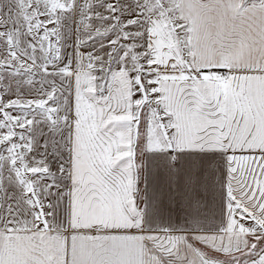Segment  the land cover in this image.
<instances>
[{
    "label": "crops",
    "instance_id": "obj_1",
    "mask_svg": "<svg viewBox=\"0 0 264 264\" xmlns=\"http://www.w3.org/2000/svg\"><path fill=\"white\" fill-rule=\"evenodd\" d=\"M9 55L0 264H264V0H0ZM168 150L216 157L194 220L153 207Z\"/></svg>",
    "mask_w": 264,
    "mask_h": 264
},
{
    "label": "snow or ice",
    "instance_id": "obj_2",
    "mask_svg": "<svg viewBox=\"0 0 264 264\" xmlns=\"http://www.w3.org/2000/svg\"><path fill=\"white\" fill-rule=\"evenodd\" d=\"M215 160V156H184L168 150L163 169L155 173L157 186L153 194V207L180 208L188 213L190 220H194ZM145 208L147 210L148 206L145 205Z\"/></svg>",
    "mask_w": 264,
    "mask_h": 264
},
{
    "label": "rangeland",
    "instance_id": "obj_3",
    "mask_svg": "<svg viewBox=\"0 0 264 264\" xmlns=\"http://www.w3.org/2000/svg\"><path fill=\"white\" fill-rule=\"evenodd\" d=\"M29 25L37 28V23ZM0 64V143L21 145L26 141L23 130L29 126L27 118L31 114L32 105H34L24 104L14 96V83L21 76L17 70L24 65V62L16 55H9L0 57ZM1 148H3L2 145H0V150ZM10 153L12 156L17 154L14 147ZM1 154L2 152H0V157Z\"/></svg>",
    "mask_w": 264,
    "mask_h": 264
},
{
    "label": "built area",
    "instance_id": "obj_4",
    "mask_svg": "<svg viewBox=\"0 0 264 264\" xmlns=\"http://www.w3.org/2000/svg\"><path fill=\"white\" fill-rule=\"evenodd\" d=\"M220 78H221L222 80H225V78H226V74H224V73L220 74Z\"/></svg>",
    "mask_w": 264,
    "mask_h": 264
}]
</instances>
